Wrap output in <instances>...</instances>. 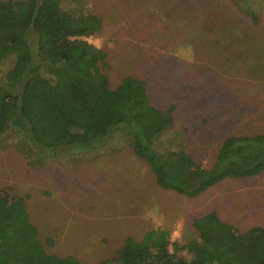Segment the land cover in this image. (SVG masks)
<instances>
[{
  "label": "rangeland",
  "instance_id": "374dc122",
  "mask_svg": "<svg viewBox=\"0 0 264 264\" xmlns=\"http://www.w3.org/2000/svg\"><path fill=\"white\" fill-rule=\"evenodd\" d=\"M85 2L102 27L82 38L105 51L109 86L135 77L151 104H172L196 162L211 165L227 136L264 132V0ZM59 157L35 167L0 147V189L25 197L41 240L52 241L47 251L81 264L115 257L127 237L157 227L186 244L197 238L192 220L210 211L240 230L264 226L263 173L186 197L162 189L118 134L84 158Z\"/></svg>",
  "mask_w": 264,
  "mask_h": 264
},
{
  "label": "trees",
  "instance_id": "16d2710c",
  "mask_svg": "<svg viewBox=\"0 0 264 264\" xmlns=\"http://www.w3.org/2000/svg\"><path fill=\"white\" fill-rule=\"evenodd\" d=\"M85 5L0 0V147H14L38 167L65 152L84 158L118 134L162 189L186 197L225 178L264 174V132L225 137L205 166L180 142L172 104H151L135 77L112 89L103 72L105 51L82 38L102 27ZM192 226L197 238L186 244L172 242L170 232L157 227L141 239L127 237L115 257L96 264H264V226L240 230L215 211L195 217ZM47 243L52 241L44 243L30 221L25 197L1 188L0 264H81L47 251Z\"/></svg>",
  "mask_w": 264,
  "mask_h": 264
},
{
  "label": "crops",
  "instance_id": "0c3cea01",
  "mask_svg": "<svg viewBox=\"0 0 264 264\" xmlns=\"http://www.w3.org/2000/svg\"><path fill=\"white\" fill-rule=\"evenodd\" d=\"M121 246H122V245H121ZM121 246H120V247H121ZM120 247H119V248H120ZM119 248H118V249H119Z\"/></svg>",
  "mask_w": 264,
  "mask_h": 264
}]
</instances>
